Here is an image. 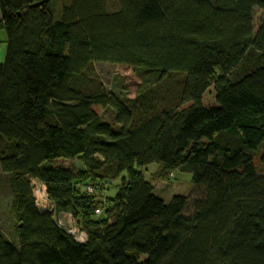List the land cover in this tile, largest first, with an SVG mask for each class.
<instances>
[{"label": "trees", "instance_id": "16d2710c", "mask_svg": "<svg viewBox=\"0 0 264 264\" xmlns=\"http://www.w3.org/2000/svg\"><path fill=\"white\" fill-rule=\"evenodd\" d=\"M43 1L0 0V196L18 238L0 230V264H264V0ZM96 64L133 69L137 95L109 91ZM75 159L84 170L52 165ZM154 164L202 195L166 203L136 170ZM35 181L85 244L38 208Z\"/></svg>", "mask_w": 264, "mask_h": 264}, {"label": "rangeland", "instance_id": "374dc122", "mask_svg": "<svg viewBox=\"0 0 264 264\" xmlns=\"http://www.w3.org/2000/svg\"><path fill=\"white\" fill-rule=\"evenodd\" d=\"M62 4L65 5L71 0H62ZM60 4V6L62 5ZM110 9L112 11L118 10V4L115 0H110L109 3ZM61 17V8L60 12H57L55 15L56 20H60ZM264 19V12L256 9L254 11V25L255 29L259 28L261 22ZM0 37V65L5 62L6 52H7V35L5 31L1 30ZM96 70L101 77L103 83L109 91H113L116 93H123L125 96L130 98H134L139 91L142 80L139 75L131 68L124 66H115V65H107V64H96ZM215 101V91L211 88L204 96V106L206 108H211L216 106ZM97 112L100 115L104 114V109L96 107ZM256 164L258 169L264 172V169L259 164L258 157H255ZM55 168H70L73 170H84L85 166L81 162V160H59L57 162L52 163ZM157 165H150L146 168H136L137 171H141L144 174V177L147 181H154V173L156 172ZM175 177L170 181H162L163 185H165L166 190L162 193L159 189L155 190V193L159 195L166 203H169L173 197L175 196H183L188 197L190 204L192 200L200 197L202 194L192 184V175L189 171L177 170L175 173ZM128 180L127 173L121 175L114 182L110 190L106 193V197L112 202L115 201L121 187L123 186V180ZM35 183V182H33ZM32 183V184H33ZM38 183V182H37ZM158 188L162 185L156 184ZM11 202L12 200L7 197L0 196V230L4 234V236L14 244H18V238L16 236V227L17 223L11 211ZM190 207V206H189ZM187 208L185 211V216L190 215V208Z\"/></svg>", "mask_w": 264, "mask_h": 264}, {"label": "built area", "instance_id": "2783aa9c", "mask_svg": "<svg viewBox=\"0 0 264 264\" xmlns=\"http://www.w3.org/2000/svg\"><path fill=\"white\" fill-rule=\"evenodd\" d=\"M33 186L38 208L43 213L53 215L55 221L62 230L73 237L78 243L85 244L88 240V236L80 229L78 225L79 221L69 212L57 211L56 204L50 199L47 186L44 183L35 181ZM87 191L89 194L96 193L95 189L91 186L87 187ZM97 214L100 215L101 212L97 211Z\"/></svg>", "mask_w": 264, "mask_h": 264}, {"label": "crops", "instance_id": "0c3cea01", "mask_svg": "<svg viewBox=\"0 0 264 264\" xmlns=\"http://www.w3.org/2000/svg\"><path fill=\"white\" fill-rule=\"evenodd\" d=\"M1 20H2V14H1V9H0V22H1ZM1 33L2 32L0 31V37H1ZM156 184H159V185H162V186L160 188H158L156 186ZM153 185L155 187V190L159 189V191L162 192V193L166 190V187H165V185H163L162 181L154 180L153 181Z\"/></svg>", "mask_w": 264, "mask_h": 264}, {"label": "water", "instance_id": "95a60500", "mask_svg": "<svg viewBox=\"0 0 264 264\" xmlns=\"http://www.w3.org/2000/svg\"><path fill=\"white\" fill-rule=\"evenodd\" d=\"M49 0H46V1H43V2H40V3H37L35 5H33L32 7H44L45 4L48 2Z\"/></svg>", "mask_w": 264, "mask_h": 264}]
</instances>
